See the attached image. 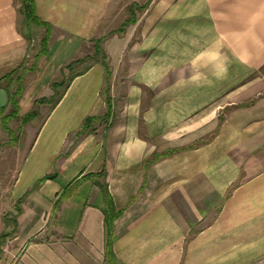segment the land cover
Instances as JSON below:
<instances>
[{"label":"crops","instance_id":"0c3cea01","mask_svg":"<svg viewBox=\"0 0 264 264\" xmlns=\"http://www.w3.org/2000/svg\"><path fill=\"white\" fill-rule=\"evenodd\" d=\"M33 2L35 53L0 0V111L28 71L21 116L84 45L104 53L0 185V264H264V0ZM98 184L120 212L112 263Z\"/></svg>","mask_w":264,"mask_h":264},{"label":"rangeland","instance_id":"374dc122","mask_svg":"<svg viewBox=\"0 0 264 264\" xmlns=\"http://www.w3.org/2000/svg\"><path fill=\"white\" fill-rule=\"evenodd\" d=\"M146 2V0H144ZM129 5V4H128ZM147 3H144L143 8L147 7ZM128 8H130V5L126 7L121 8V12L117 15V19L115 23L120 25V23H123V27L126 26V24H129L132 22V18H134V13H130L128 11ZM140 10V9H139ZM113 22L112 24L115 25ZM31 27V26H30ZM120 30V29H119ZM118 30V31H119ZM23 33L27 35L31 40V52L35 53L37 48L41 49L40 47V35L37 33V27H23L22 28ZM117 32V31H116ZM102 44L100 41H96V43L93 45H84L81 49V52L79 54L78 60H74L72 62L71 70L69 69V72H66L65 76H63V79L61 78L59 80V83L55 86V89L52 88V95L49 98H45L47 101L41 104H36L33 108V110H36L37 117L26 124H22L20 119L23 117L21 115L18 116L16 119H9L7 120V128L12 132V135L10 136L3 128L0 127V185L8 184V182L12 179L15 172L19 168V164L21 163V160L24 158L25 153L28 149V145L30 141L33 139L35 134H37L38 129L43 122L45 116L53 106L54 102L60 97L62 92L65 89L66 83L68 80L76 73L81 72L85 70L89 65L93 64L98 58H101L103 56V49ZM32 59V58H31ZM33 60V59H32ZM33 63L32 61L29 63L31 65ZM75 66V67H74ZM33 65H31L28 69H31ZM25 73L24 79L21 77V80L15 81L14 84V90L12 91V94H16L19 91L23 89V82L26 83L27 81L32 80L34 76V69L32 73L29 74ZM264 73V71H262ZM27 77V79H26ZM23 80V81H22ZM8 83V82H6ZM62 85V86H61ZM20 97H18L16 100L18 102ZM32 110V111H33ZM13 113V107L10 106V109L7 113H3L2 116H8ZM25 116V115H24ZM59 232H56V235L59 236ZM61 234V233H60Z\"/></svg>","mask_w":264,"mask_h":264},{"label":"trees","instance_id":"16d2710c","mask_svg":"<svg viewBox=\"0 0 264 264\" xmlns=\"http://www.w3.org/2000/svg\"><path fill=\"white\" fill-rule=\"evenodd\" d=\"M20 4H21V14L24 17V23L25 25L28 27L30 25H35L38 27H42L43 23L38 19V17L36 16L35 13V7H34V2L33 0H20ZM46 46V41H44V43L42 44V48H45ZM72 66V63L69 64L67 66V69H70ZM72 80V77L68 80V82L66 83V86L69 84V82ZM57 84L53 85V89H55V86ZM62 86V85H61ZM65 86V87H66ZM20 96V93H16L14 95H12L10 97V104L13 107V113L3 117V110L0 111V127L3 128V130H5L10 136L12 135V132L7 128V120L9 119H16L19 116V109L17 106V98ZM59 98L54 102L53 106L56 105L58 103ZM47 100L45 98H41L39 100H37L35 102V105L37 104H41L46 102ZM36 107V106H35ZM37 117V113L36 110H33L29 113H27L25 116H23L20 121L22 122V124H26L27 122L35 119ZM88 122V119L85 121V125ZM170 153H167L162 157H166L168 156ZM104 175V174H103ZM98 187L103 191L104 193V186L99 185ZM104 207H103V213L105 216V235H106V243H105V247H106V259L108 263H112L114 262V254L112 251V244H113V222L114 220L118 217L119 213L118 211H116L113 202L110 200L109 196L104 193Z\"/></svg>","mask_w":264,"mask_h":264}]
</instances>
